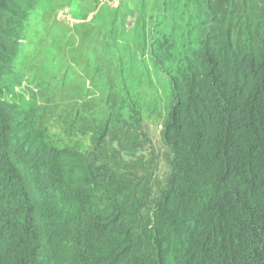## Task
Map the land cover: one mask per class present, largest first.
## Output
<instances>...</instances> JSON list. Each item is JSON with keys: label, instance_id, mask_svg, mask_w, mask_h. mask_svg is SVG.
<instances>
[{"label": "trees", "instance_id": "16d2710c", "mask_svg": "<svg viewBox=\"0 0 264 264\" xmlns=\"http://www.w3.org/2000/svg\"><path fill=\"white\" fill-rule=\"evenodd\" d=\"M44 4L0 0V264H264V0H203L197 47L181 36L171 71L153 37L170 89L163 165L108 58L115 40L76 48L85 78L63 101L67 71L18 62Z\"/></svg>", "mask_w": 264, "mask_h": 264}, {"label": "rangeland", "instance_id": "374dc122", "mask_svg": "<svg viewBox=\"0 0 264 264\" xmlns=\"http://www.w3.org/2000/svg\"><path fill=\"white\" fill-rule=\"evenodd\" d=\"M55 1L60 5L56 7L58 9L54 14H48L42 9L51 2L45 0L43 7L39 8L41 11L27 24L23 38L26 51L19 53L18 62L24 63L27 58H36L38 61L34 66L43 73L60 76L62 71H67L65 84L59 94V97H65L61 99L63 101L78 90V81L84 76L80 64L83 58L76 48L87 44L91 55L101 40L96 39L99 31L100 37L104 34L107 40H115L116 43L114 41L109 44L113 52L108 58L112 59L114 64L119 61L129 71L130 77L125 72L123 79L127 82V89L136 96L142 110L141 127L153 144L155 160L159 165L165 164L166 151L160 143L159 133L168 111L170 89L164 76L151 64L149 50L154 44V36L160 38L165 35L168 45L166 48L158 45V52L162 56L166 54L170 56L169 59L166 57L167 59L163 60L167 70L175 68L180 58L178 52L182 44L181 36L185 38V34L189 32L190 39L197 47L205 22L203 0ZM86 32L90 34L87 36ZM71 40L73 43L68 45V41ZM170 46L172 50L167 53ZM74 50L78 53L75 55L77 62L71 63V53L75 54ZM43 62L46 64H42ZM22 68L27 70L25 66ZM31 71H34V68ZM35 73L41 77L39 72ZM172 74L174 75V72ZM32 85L22 80V87L31 88ZM92 90L93 96L99 94L96 87ZM35 91L38 92L36 89ZM36 95L42 104L48 102L40 94ZM42 104L39 112L43 110V114L47 116L50 108ZM61 109L66 108L61 105Z\"/></svg>", "mask_w": 264, "mask_h": 264}]
</instances>
